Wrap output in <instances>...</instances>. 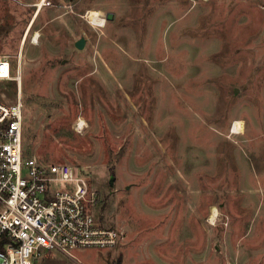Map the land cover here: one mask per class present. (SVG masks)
<instances>
[{
  "label": "rangeland",
  "instance_id": "obj_1",
  "mask_svg": "<svg viewBox=\"0 0 264 264\" xmlns=\"http://www.w3.org/2000/svg\"><path fill=\"white\" fill-rule=\"evenodd\" d=\"M39 1L0 0L23 152L68 164L126 238L36 263L264 264V0Z\"/></svg>",
  "mask_w": 264,
  "mask_h": 264
},
{
  "label": "built area",
  "instance_id": "obj_2",
  "mask_svg": "<svg viewBox=\"0 0 264 264\" xmlns=\"http://www.w3.org/2000/svg\"><path fill=\"white\" fill-rule=\"evenodd\" d=\"M23 64L21 49L0 53V264H37L49 249L74 257L76 247L114 248L126 232L98 224L84 178L66 163L23 157Z\"/></svg>",
  "mask_w": 264,
  "mask_h": 264
},
{
  "label": "bare ground",
  "instance_id": "obj_3",
  "mask_svg": "<svg viewBox=\"0 0 264 264\" xmlns=\"http://www.w3.org/2000/svg\"><path fill=\"white\" fill-rule=\"evenodd\" d=\"M44 4V0H40L38 2V8H40L42 5ZM89 19L91 18V22L95 25H98V26H103L105 24V18L102 16V14L97 11V10H91L89 12ZM29 29V28H28ZM33 40L36 41L38 37V34L36 33L34 36H33ZM78 128L80 130V128L83 127V125L85 124L84 120L83 119H78ZM76 125V126H77ZM232 131L233 132H240L242 129H243V126H242V121L240 120H235L234 123H233V127H232ZM217 209L215 207H212V210H211V214L209 216V220H213L215 219L216 215H217Z\"/></svg>",
  "mask_w": 264,
  "mask_h": 264
},
{
  "label": "water",
  "instance_id": "obj_4",
  "mask_svg": "<svg viewBox=\"0 0 264 264\" xmlns=\"http://www.w3.org/2000/svg\"><path fill=\"white\" fill-rule=\"evenodd\" d=\"M111 16H112L111 13L108 12L106 18H111ZM84 43H85V39H84V37H80V38H78V39L74 42V45H75L77 48H82L83 45H84Z\"/></svg>",
  "mask_w": 264,
  "mask_h": 264
},
{
  "label": "trees",
  "instance_id": "obj_5",
  "mask_svg": "<svg viewBox=\"0 0 264 264\" xmlns=\"http://www.w3.org/2000/svg\"><path fill=\"white\" fill-rule=\"evenodd\" d=\"M26 155L24 154V152H23V157H25Z\"/></svg>",
  "mask_w": 264,
  "mask_h": 264
}]
</instances>
